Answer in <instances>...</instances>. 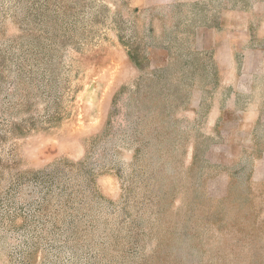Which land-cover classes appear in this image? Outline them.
Returning a JSON list of instances; mask_svg holds the SVG:
<instances>
[{"label": "rangeland", "instance_id": "obj_1", "mask_svg": "<svg viewBox=\"0 0 264 264\" xmlns=\"http://www.w3.org/2000/svg\"><path fill=\"white\" fill-rule=\"evenodd\" d=\"M261 29L264 0H0V264H264Z\"/></svg>", "mask_w": 264, "mask_h": 264}, {"label": "crops", "instance_id": "obj_2", "mask_svg": "<svg viewBox=\"0 0 264 264\" xmlns=\"http://www.w3.org/2000/svg\"><path fill=\"white\" fill-rule=\"evenodd\" d=\"M251 34L252 33H249V37H251ZM255 36V34H253ZM259 36L260 37H264V29H261V32L259 33ZM258 63L261 64V68H260V71L256 73H249L248 72V77H249V84H250V87L253 85L252 82H254V78L258 77V80H263L264 81V53L260 54L259 56V59H258ZM263 66V67H262Z\"/></svg>", "mask_w": 264, "mask_h": 264}]
</instances>
